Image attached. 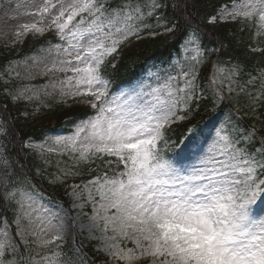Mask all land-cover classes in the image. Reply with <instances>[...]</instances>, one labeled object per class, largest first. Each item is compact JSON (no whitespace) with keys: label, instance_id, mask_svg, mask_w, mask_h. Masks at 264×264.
Masks as SVG:
<instances>
[{"label":"rangeland","instance_id":"1","mask_svg":"<svg viewBox=\"0 0 264 264\" xmlns=\"http://www.w3.org/2000/svg\"><path fill=\"white\" fill-rule=\"evenodd\" d=\"M103 1L98 0L99 3ZM44 3L45 0H0V45L20 44L28 34L32 37L58 34L55 27L49 26L55 12L41 17L37 11ZM141 3H123L114 9L105 7L107 13L123 10L124 14L132 12L134 16H139L132 21L136 26L133 32L117 47L139 34L165 27L159 17H154V22L149 20L157 8L156 0H142ZM253 5L259 10L260 0H237L222 7L216 18L210 21L253 23L255 35L264 36L259 16L255 12L250 16L244 15L251 11ZM226 7L230 11L228 15L222 11ZM137 8L139 13L135 12ZM146 10L150 11L146 13ZM32 23H37L44 30L25 31L22 27ZM57 36L60 38L59 34ZM66 50L70 51L68 42L60 38L55 44L42 46L34 53L8 63L4 73L7 83L14 84L13 96L38 106L52 100L66 105H84L88 102L87 98L95 102L87 91V85L81 84L77 89L75 79L69 80L75 73L69 71L68 65L63 62L72 60L74 66L76 61ZM112 53L104 56L103 63ZM238 78L235 66L216 65L211 58H207L200 50V39L191 32L170 66L147 69L144 77L109 97L119 98V103L132 97L129 106L133 111L152 108L156 110V116L171 110V119L162 129L163 138L157 142V149L161 154L167 152L169 158L166 159L174 163L179 160L177 166H203L202 159L209 156L218 162H229L232 155L237 159L231 162L241 167L245 166L244 160L255 161L259 165L264 163V148L261 146L254 154L250 153V142L243 141L247 134L239 126V118H251L254 128L258 126L255 122L260 120V115H264V72H258L245 85H239ZM40 79L47 81L38 85L36 82ZM197 96L210 99L214 104L208 122L209 127H213L212 133L199 135L190 126L180 144L170 141L161 149L160 142L166 138L164 130L171 123L185 122L192 116L190 107ZM243 96L245 98L242 99ZM97 115L86 121H77L72 126L66 124L59 131L48 134L43 141L29 140L25 143V148L36 153L45 164V172H38V176L47 178L50 195L31 187L26 178L18 179V183L7 187L14 220L12 224L6 219L0 221V264H83V249L77 240L82 237L95 243L94 251L104 257L103 264H151L152 257L141 255L142 250L137 247L134 229L122 222V213L112 206L110 199L103 198L109 187L105 180L113 177L102 175L81 185L64 184L61 179L71 173L77 162L98 156L119 159L89 147L94 142L85 137L90 135L91 128L84 126L83 122L91 121ZM81 127L83 131L78 132ZM193 129L194 132L190 131ZM215 167L222 168V164L216 163ZM257 172H261L259 167ZM260 178L264 179V175ZM19 180L22 182L19 183ZM55 192L63 194L68 201H54L51 196ZM252 212L254 216L264 218V200H257ZM116 253H131L135 258L120 259Z\"/></svg>","mask_w":264,"mask_h":264},{"label":"snow or ice","instance_id":"2","mask_svg":"<svg viewBox=\"0 0 264 264\" xmlns=\"http://www.w3.org/2000/svg\"><path fill=\"white\" fill-rule=\"evenodd\" d=\"M260 3L259 10L253 5L244 15L255 12L264 28V0ZM37 11L41 17L55 12L49 26L67 40L66 52L76 61L74 66L72 60L63 62L75 73L69 80L75 79L77 89L87 85L100 102L98 115L83 122L91 128L85 139L94 142L89 147L96 152L116 156L124 164L118 177L105 180L109 187L103 198L110 199L122 222L134 229L141 255L152 257L151 264H264V218L252 212L257 200H264V163L244 160L241 167L231 162L237 159L232 155L229 162L209 156L202 159L203 166H177L179 160L174 163L157 149L171 110L156 116L152 108L133 111L132 97L123 103L109 97L99 66L133 32L132 21L139 16L123 10L107 13L98 0H45ZM22 27L44 30L37 23ZM115 255L135 258L131 253Z\"/></svg>","mask_w":264,"mask_h":264},{"label":"trees","instance_id":"3","mask_svg":"<svg viewBox=\"0 0 264 264\" xmlns=\"http://www.w3.org/2000/svg\"><path fill=\"white\" fill-rule=\"evenodd\" d=\"M234 1L237 0H156L157 8L149 20L154 22V17H159L167 33L161 34L164 29L160 28L153 32L155 37L140 39L127 47L125 42L104 61L99 73L110 84L111 94L137 82L145 76L147 69H164L170 66L174 55L179 53L182 43L191 32L200 39V50L207 58L214 60L216 65H233L237 68L239 85H245L258 72H264V36L255 35L253 23L210 21L216 17L221 7ZM141 2L142 0H104L102 4L114 9L121 7L123 3ZM148 11L150 10L145 12ZM58 41L60 38L56 34H47L42 37L27 36L20 45H0V221L6 219L9 224L13 223L14 210L8 202L7 187L18 183V179L26 178L34 189L47 194L49 190L47 178L38 176V172H45V164L36 153L25 148V143L28 140L43 141L48 134L59 131L66 123L71 126L98 113L100 103H96L97 107L93 108L69 106L52 100L38 106L13 96L14 84L7 83L5 66L34 53L42 46ZM46 81L47 79H40L36 83L42 85ZM213 107L212 100L195 97L190 107L192 110L196 109L193 117L166 129L161 149L170 141L178 145L190 126L198 134L210 135L212 128L207 123L211 119ZM259 119L255 122L258 126L253 128L251 118H239V126L247 134L243 141L250 142L251 154L261 146L264 148V115H260ZM162 154L169 158L166 151ZM123 170L124 164L118 163V159L98 156L77 162L71 173L61 179L64 184L84 183L102 175L116 178ZM51 198L54 201H68L63 194L56 192ZM77 240L83 249V264H100L99 261L105 260L94 251L95 243L83 237Z\"/></svg>","mask_w":264,"mask_h":264},{"label":"bare ground","instance_id":"4","mask_svg":"<svg viewBox=\"0 0 264 264\" xmlns=\"http://www.w3.org/2000/svg\"><path fill=\"white\" fill-rule=\"evenodd\" d=\"M235 9H236V8H234V9L232 10L233 13L235 12ZM222 11H224L225 15H228V14L230 13V11H228V7L223 8Z\"/></svg>","mask_w":264,"mask_h":264}]
</instances>
